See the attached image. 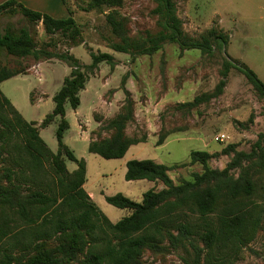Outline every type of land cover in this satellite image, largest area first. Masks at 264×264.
<instances>
[{"label":"trees","instance_id":"trees-1","mask_svg":"<svg viewBox=\"0 0 264 264\" xmlns=\"http://www.w3.org/2000/svg\"><path fill=\"white\" fill-rule=\"evenodd\" d=\"M120 0H90L89 7L103 4L107 7ZM151 14L156 30L129 36L118 12L111 10L104 16L110 33L115 38L109 47L131 55L151 54L162 43H176L180 50L198 49L211 53L216 47L223 52L226 35L215 27L204 30L197 38L188 37L181 29L175 12L174 0H151ZM67 16L54 18L34 11L14 0L0 3V14L18 12L27 25L7 26L0 32V49L16 57L56 58L69 72L59 89L52 95L50 112L40 120L45 127L56 119L53 131L56 150L51 152L38 135L34 121L24 120L0 92V103L8 107L9 118L0 115V157L4 145L14 139L6 151V166L0 167V264H142L140 253L157 247L161 240L176 248L181 240L191 248L187 264H231L228 260L244 246L257 231H264V134L257 135L248 151L226 144L221 153L229 155L222 168L207 165L211 154L190 150V163H198L200 171L192 172L189 179L174 183L167 167L150 159H130L124 163L125 180L145 179L160 184L142 193L136 202L121 193L105 196L104 200L128 213L111 223L90 200L82 188L85 164L76 158L62 142L67 128L64 106L77 107L78 91L83 88L87 75L97 63L109 62L106 52H89L90 63L82 66L67 53H51L36 47L30 35L33 24L40 22L45 34L59 33L69 44H74L79 28L64 0ZM26 66L10 70L0 66V81L25 73ZM230 68H235L246 79L255 95L264 100V84L246 65L224 57L218 70V80L211 92L196 95L191 101L177 104L190 109L219 95ZM132 119L131 101L125 98L118 112L96 131L87 144V152L104 159L121 158L127 147L138 142L124 129ZM101 131L106 136H101ZM164 135H158L160 144ZM3 159V160H2ZM75 164L67 171L64 161ZM181 216H192L190 228L186 219L174 223ZM175 217V218H174ZM195 227V228H194ZM175 231V232H174ZM18 235L23 238L19 240ZM12 237L22 254L1 249V242ZM49 241H55L49 245ZM19 244V247H17Z\"/></svg>","mask_w":264,"mask_h":264},{"label":"rangeland","instance_id":"rangeland-1","mask_svg":"<svg viewBox=\"0 0 264 264\" xmlns=\"http://www.w3.org/2000/svg\"><path fill=\"white\" fill-rule=\"evenodd\" d=\"M64 2L80 30L74 44H69L57 32L45 34L39 22L32 25L30 35L36 47L51 53L70 54L69 49L74 46V51L84 55H89V52L111 53L109 62L97 63L87 75V78L93 76L100 66V72H96L97 77L94 76L92 80L99 85L113 75L106 86H97L99 106L91 112L97 121L92 131L93 138L98 128L118 112L125 98L131 101L132 119L127 122L124 132L139 141L128 146L121 158L104 159L97 154L88 153L84 148L85 140L77 139L72 143L76 154L85 155L83 160L86 170L82 188L111 223L125 216L128 211L108 204L104 200L105 196L121 193L139 202L143 192L158 187L157 183L145 179L125 180V161L150 159L160 163L167 167L168 176L177 183L180 179H189L192 172L201 169L200 164L189 162L190 150L209 152L211 157L207 165L222 168L230 157L221 153L226 144L233 143L235 149L248 151L257 135L264 134V100L255 95L246 79L235 68L229 69L219 95L190 109L176 106L213 90L224 57L249 67L264 84V0H174L175 12L181 21L183 33L197 38L207 28L215 27L226 35L223 52L217 47L211 53H201L198 49L180 50L176 43L165 42L151 54L141 55L114 51L109 47L115 38L110 33L104 16L107 12L116 10L129 36L145 31L153 32L157 28L155 17L151 14V0H120L119 4L107 8L103 4L89 7L90 0ZM26 25L25 19L18 12L0 14V32L7 26L16 28ZM46 59L57 61L48 65L40 64L39 79L33 72H28L24 76L9 78L0 83V92L13 101L26 121L40 120L50 110L52 103L45 97V93H39L40 88L44 86L47 93L56 90L55 81L61 79L66 72V65L53 57L33 60L31 57L9 55L0 49V66L10 70L20 66L29 68ZM139 60H143V65ZM78 62L82 66L88 65L80 60ZM104 71L107 73L103 75ZM114 86L121 89L123 96L119 99L120 104L117 111L104 112L108 108L106 100L111 98L109 96H112ZM39 97L45 101H39ZM90 109L91 107L86 108L87 112ZM0 115L5 118L11 116L8 107L1 103ZM39 122L34 125L37 131L41 128L38 127ZM81 124L77 122L79 131H82ZM55 126L56 119L38 133L51 152H55ZM1 128L3 126L0 122ZM217 133L225 134L227 139L215 142L212 137ZM158 135H164L160 144L155 143ZM101 136H106V133L101 131ZM14 139L16 138L12 135L4 145L5 150H1L4 152H1L0 158H6V151L11 152L8 145ZM64 163L68 168L73 167V163L68 160ZM7 164L8 160H4L0 162V167ZM192 218L179 216L174 219V223L186 219L191 228ZM18 237L23 241V238ZM12 244L14 239L6 237L1 242V249H12L16 255L22 254ZM48 244L54 245L55 241H49ZM191 252L187 241L181 240L173 248L167 241L161 240L157 247L146 248L139 256L142 264H187L191 259ZM228 260L231 264H264V231L257 230L234 257L231 256ZM67 264L79 263L71 261Z\"/></svg>","mask_w":264,"mask_h":264},{"label":"crops","instance_id":"crops-1","mask_svg":"<svg viewBox=\"0 0 264 264\" xmlns=\"http://www.w3.org/2000/svg\"><path fill=\"white\" fill-rule=\"evenodd\" d=\"M4 1H6V0H0V3L4 2ZM14 1L20 3L22 6L28 8V9L48 14L51 17H54V18H64V17L67 16V12H66L61 0H14ZM39 24H40V22H39ZM74 49H75V46L69 49L70 54H72L75 58H77L78 60H80L84 64H89L90 63V56L89 55L81 54L78 51H74ZM110 55H111V53H110ZM49 60L50 59H46V60L37 62V67H36V70H34V71L31 69V67H29V68L26 69L25 73H19V74L11 76L9 78L24 76L28 72H33V74L35 76H37V78L39 79L40 78V64L48 65L50 63H54V62L57 61V60L56 61H54V60L49 61ZM59 62H61V61H59ZM138 62L140 64L142 63V65H143V60H139ZM99 67L97 68V70L95 71L93 76H89L87 78V80L84 82L83 88L78 91L79 103H78L77 107L74 108V109H71V108H69V106L67 104H65V105H67L68 108H65L66 106H64V118L67 121V128L63 132L62 142L67 146V148L69 150H71V152L73 153V155L76 158L84 159L85 155L83 153L76 154L74 152V148H73V144L72 143L75 140H77V139L78 140H85L86 143H85V147L84 148L87 151V144L93 138V132L92 131L96 127L97 121L93 118L94 114L91 113V112L96 110L97 107L99 106L97 104V100H98V97H99L98 87L99 86H104V85L106 86L107 82H109L111 79H113V75H112L111 77L108 78V81L107 80L104 81L103 83H101V85H99V83L92 82V80H94V76L97 77L96 72L97 73L100 72ZM68 70H69V68L66 66V72L63 74L61 79H57L55 81L56 88H57V89L55 88L56 90H53V91H50L49 93H47V92L44 91V86H42L40 88L39 93L43 94V95L45 93V97L47 96L46 98L50 99L51 103H52V100H51L52 95L59 89V87H60V85L62 83L63 77L68 74ZM105 73H107V72L106 71L102 72L103 75ZM9 78H7V79H9ZM7 79H5V80H7ZM5 80L0 81V83H2ZM114 88L115 89L112 91V96H109L111 98L106 100L107 103H108V108L106 107L103 110L104 112H106V111L107 112L117 111V109H118V106L120 104L119 103V99L122 98L123 95L121 94V89H118L116 86H114ZM38 99H39V101H45V100H42V97H39ZM7 100L9 101V103L14 107V109L22 117V114H21L20 110L13 103V101H10L9 99H7ZM52 106H53V103L51 104L50 110L52 109ZM88 107H91L89 112H87V110H86V108H88ZM50 110L48 112H50ZM40 120H37L35 122H39ZM29 121H34V120H29ZM77 122H82V124L80 125V127H82V131H79ZM40 129L41 128L38 129V133H39ZM133 144H136V143H133ZM55 150H56V140H55ZM71 163H73V162H71ZM84 164H85V160H84ZM65 167H66L67 171H72L75 168V164L73 163V167H71V168H68L67 164H65ZM85 170H86V164H85ZM156 185L158 186V187H156L157 189L161 187L158 184H156ZM82 186H83V184H82Z\"/></svg>","mask_w":264,"mask_h":264},{"label":"built area","instance_id":"built-area-1","mask_svg":"<svg viewBox=\"0 0 264 264\" xmlns=\"http://www.w3.org/2000/svg\"><path fill=\"white\" fill-rule=\"evenodd\" d=\"M36 67H37V64L31 66V69L34 71V70H36ZM80 123H82V122H80ZM212 139H213L215 142H222V141H224L225 139H227V136H226L225 134H223V133H217V134H215V135L212 137Z\"/></svg>","mask_w":264,"mask_h":264}]
</instances>
